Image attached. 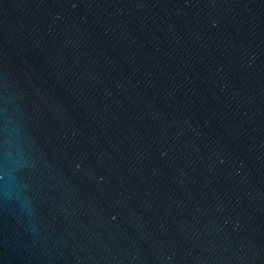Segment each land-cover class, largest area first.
I'll return each mask as SVG.
<instances>
[{
    "label": "water",
    "instance_id": "obj_1",
    "mask_svg": "<svg viewBox=\"0 0 264 264\" xmlns=\"http://www.w3.org/2000/svg\"><path fill=\"white\" fill-rule=\"evenodd\" d=\"M0 264H264V0H0Z\"/></svg>",
    "mask_w": 264,
    "mask_h": 264
}]
</instances>
